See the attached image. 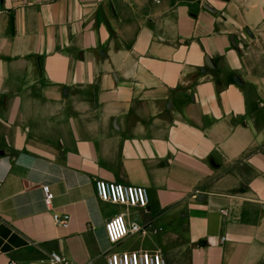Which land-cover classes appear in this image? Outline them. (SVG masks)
Returning a JSON list of instances; mask_svg holds the SVG:
<instances>
[{
    "label": "crops",
    "instance_id": "1",
    "mask_svg": "<svg viewBox=\"0 0 264 264\" xmlns=\"http://www.w3.org/2000/svg\"><path fill=\"white\" fill-rule=\"evenodd\" d=\"M209 17L173 0H0V264L122 250L264 264V78ZM98 178L144 186L148 205L100 201ZM117 215L141 230L112 240Z\"/></svg>",
    "mask_w": 264,
    "mask_h": 264
},
{
    "label": "rangeland",
    "instance_id": "2",
    "mask_svg": "<svg viewBox=\"0 0 264 264\" xmlns=\"http://www.w3.org/2000/svg\"><path fill=\"white\" fill-rule=\"evenodd\" d=\"M162 2V1H161ZM185 5L196 19L203 10L215 24L229 29L244 58V75L253 82L264 78V0H173ZM212 23V21H210ZM264 81V80H263ZM264 83V82H263ZM255 99V95H249Z\"/></svg>",
    "mask_w": 264,
    "mask_h": 264
},
{
    "label": "built area",
    "instance_id": "3",
    "mask_svg": "<svg viewBox=\"0 0 264 264\" xmlns=\"http://www.w3.org/2000/svg\"><path fill=\"white\" fill-rule=\"evenodd\" d=\"M161 1L152 0V2L157 4L161 3ZM43 192L45 205L48 209H51L54 194L48 185L43 186ZM95 192L100 201L112 205L138 209H143L148 205V192L141 185L124 184L98 178L95 180ZM52 217L55 224L63 227L68 226L69 215L67 213L53 212ZM108 228L112 240L136 234L141 230V226L136 220L126 222L122 216L118 215L108 223ZM7 264L21 263L10 260ZM47 264H96V262L93 260L85 263L72 262L65 259L58 252L53 251L48 256ZM105 264H166V262L160 251L122 250L110 251L107 254Z\"/></svg>",
    "mask_w": 264,
    "mask_h": 264
}]
</instances>
